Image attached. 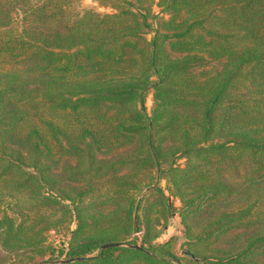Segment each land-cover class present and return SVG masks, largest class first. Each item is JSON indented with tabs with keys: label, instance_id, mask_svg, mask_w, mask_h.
Wrapping results in <instances>:
<instances>
[{
	"label": "trees",
	"instance_id": "1",
	"mask_svg": "<svg viewBox=\"0 0 264 264\" xmlns=\"http://www.w3.org/2000/svg\"><path fill=\"white\" fill-rule=\"evenodd\" d=\"M52 1L0 0V258L44 255L75 215L69 258L43 264H264V0H157L156 26L154 0L68 19ZM154 169L182 256L156 242Z\"/></svg>",
	"mask_w": 264,
	"mask_h": 264
},
{
	"label": "rangeland",
	"instance_id": "2",
	"mask_svg": "<svg viewBox=\"0 0 264 264\" xmlns=\"http://www.w3.org/2000/svg\"><path fill=\"white\" fill-rule=\"evenodd\" d=\"M55 1V0H54ZM50 3L51 8H53V2ZM157 0L152 1L151 3V9L152 14L148 17V22L153 24L154 26L157 25L162 19L167 18L168 15L166 12L159 14V9L156 7ZM126 2L132 3L134 8H138L142 3L146 4L144 6H148L150 3L148 1L144 0H73L72 3H70L67 6L68 9V15L67 19L75 18L77 15H83L86 11H92L99 14H107V13H114L115 12V5L124 6ZM115 4V5H114ZM153 15V16H152ZM152 36L151 34L147 35V38L150 39ZM222 61H211L205 66H198L193 68V73L196 76L197 80H204L208 75L215 73L216 71L220 70L222 67ZM153 106V98L152 94H148L146 99V107L147 111L150 112ZM68 161L65 160L64 165H67ZM176 165L183 167L186 163V160L179 159L176 161ZM166 169V167H165ZM164 172L159 173L155 169L153 171L145 172L140 175L141 179L145 182H148L150 179V176H154L153 186H156L160 188L165 195V201L168 202L172 210L171 212L163 213V205L160 204V197L162 194L153 192L152 195L146 196L144 201H146L145 205L147 207L149 218L152 220L153 225V232L158 234V237L156 239L157 243L163 244L169 240L173 241V250L178 256H182L184 253V250L187 249L186 247V237L184 235V226L182 224V219L180 215V210L183 207V201L177 196V194L174 192L171 183L168 181V178L166 176L165 170ZM105 181H99L97 180L96 184L101 186L100 193L103 191L107 192L109 195L110 192V182ZM148 189H145L143 193H141L137 199V201L140 200L142 195L147 192ZM159 197V199H158ZM13 203L10 204L9 207L12 206ZM7 204H0V210L6 209ZM126 205V204H125ZM151 205V206H150ZM18 209V208H15ZM32 210L35 212L36 209L32 207ZM101 210H98V212ZM10 213H12V210H9ZM97 213V212H96ZM77 228V220L75 215H73L72 221L69 225L64 226L61 229H52L45 232V244L49 247V251L44 253V255H39L38 253H25L23 256H16L8 259H4L3 256L0 258V264H33L35 262H39V264L45 263V261L54 260V261H62L67 260L69 258L68 248L70 245V241L72 238V233ZM156 231V232H155ZM91 232V231H88ZM142 236V231L136 234L138 242L140 241ZM98 253V251L95 250V252L88 255L94 256ZM31 255L32 258H29L28 256ZM10 260L9 263L7 261Z\"/></svg>",
	"mask_w": 264,
	"mask_h": 264
},
{
	"label": "water",
	"instance_id": "3",
	"mask_svg": "<svg viewBox=\"0 0 264 264\" xmlns=\"http://www.w3.org/2000/svg\"><path fill=\"white\" fill-rule=\"evenodd\" d=\"M115 246H118V244H110V245H105L103 247H101L102 249L103 248H107V247H115ZM140 246H137L136 248H139ZM79 260H82V258H79Z\"/></svg>",
	"mask_w": 264,
	"mask_h": 264
}]
</instances>
